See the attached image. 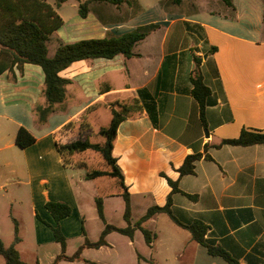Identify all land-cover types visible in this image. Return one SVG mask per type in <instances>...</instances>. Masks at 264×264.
<instances>
[{
    "label": "crops",
    "instance_id": "obj_1",
    "mask_svg": "<svg viewBox=\"0 0 264 264\" xmlns=\"http://www.w3.org/2000/svg\"><path fill=\"white\" fill-rule=\"evenodd\" d=\"M231 2L165 0L135 11L91 4L87 18L74 19L80 29L63 32L65 21L51 37L75 42L148 25L157 28L136 43L131 58L83 60L60 72L71 83L64 102L45 122L35 112L37 104H47L42 69L25 64L23 73L14 68L0 75V202L17 223L19 241L13 244L20 253L25 223L20 188L28 187L35 251L28 259L21 254L25 262L50 264L61 253L49 226L56 222L47 202L71 208L59 222L69 257L86 240L100 239L105 224L96 198L102 200L108 224L115 211L123 212L124 219L120 181L109 176L88 180L86 170L65 167L55 143V133L73 122L75 135H90L91 142L102 144L93 123L108 115L110 123V104L118 102L138 108L120 124L113 149L130 197L132 225L150 207L166 204L171 187L163 172L178 180L182 193L172 195V210L181 221L204 223L205 239L239 264H264V145L217 147L243 129L264 132V0ZM122 10L127 11L124 16ZM55 49L49 47L50 55ZM195 57L211 90L204 121L191 92ZM21 127L35 137L26 148L15 142ZM189 154L202 158L194 174L180 177L177 169ZM102 178L106 181L98 183ZM142 225L155 235L151 246L139 229L132 238L111 232L105 245L84 248L81 260L59 264H229L210 255L167 214H156ZM125 227L126 221L119 228ZM0 264H5L1 255Z\"/></svg>",
    "mask_w": 264,
    "mask_h": 264
},
{
    "label": "trees",
    "instance_id": "obj_2",
    "mask_svg": "<svg viewBox=\"0 0 264 264\" xmlns=\"http://www.w3.org/2000/svg\"><path fill=\"white\" fill-rule=\"evenodd\" d=\"M68 0H56L55 6L59 8L61 4ZM78 2V15L85 19L90 12V5L102 3L113 6L123 5L126 0H75ZM227 5H232L231 0H222ZM174 4H181L183 0H173ZM51 5L47 0H0V75L6 71L11 72L17 68L19 73H23L25 64L39 66L44 74V87L42 95L47 104H37L35 112L38 114L40 122H45L47 117L56 111V105H60L66 98V88L71 83L70 80L61 77L59 74L69 68L73 63L83 60H94L99 58L113 59L116 56L123 55L131 58L134 46L143 40L151 31L157 28V25H148L122 34H111L103 38L82 39L75 42L58 41L53 55H50L49 44L52 41V35L62 28L65 24L57 8ZM264 20V14H263ZM215 49V48H214ZM196 68L192 72L191 82L193 85L192 96L197 101L202 121L207 108V100L211 94L210 88L205 84L200 73V60L195 57ZM112 119L108 126L99 127L96 136L102 139V144L93 143L90 135L84 137L77 136L74 133V123L70 122L55 133L56 148L62 156L64 166L73 169L86 170V179H94L102 176L117 178L120 181L124 193L122 197L125 201L124 219L127 227L119 228L106 222L103 213L102 200L96 198V205L99 217L104 221L105 228L102 231L100 239L91 243L88 240L78 248L73 256L65 255L66 239L59 226L61 219L71 214V208L63 202H47L45 207L52 215L56 226L49 225L53 231L56 242L61 246V253L56 257L53 263L57 264L62 260L78 261L81 260V252L84 248H99L105 245V237L111 232H118L130 238L134 231H142L147 245L151 246L155 235L148 231L142 225L156 214H167L170 219L178 226L188 230L192 239L203 245L207 252L212 256H219L229 264H239L222 247L215 246L205 239L207 226L201 221L194 220L191 223L181 221L172 210V195L182 193L179 188L178 180H172L163 172L160 173L171 187V193L167 202L163 206L154 205L150 207L146 214L141 217L134 225L131 223L130 197L127 187L124 184V175L117 164V157L113 154L116 142L117 131L120 124L135 113L138 108L136 103L120 104L114 102L110 104ZM83 129V128H82ZM15 142L17 146L26 148L35 142V137L25 128H20L16 134ZM224 145L231 146H252L264 145V132L255 129H243L240 135L234 139H225L217 147ZM88 151L97 153L103 161L104 168H89L87 163L79 161L76 156ZM202 158V154H189L185 157L182 165L177 169L180 177L194 174L195 164ZM196 199V196L185 194ZM16 234H18L17 223L15 225ZM19 241L18 235L14 240ZM0 255L5 264H30L25 262L15 245L5 246L0 239ZM39 264V263H34Z\"/></svg>",
    "mask_w": 264,
    "mask_h": 264
},
{
    "label": "rangeland",
    "instance_id": "obj_3",
    "mask_svg": "<svg viewBox=\"0 0 264 264\" xmlns=\"http://www.w3.org/2000/svg\"><path fill=\"white\" fill-rule=\"evenodd\" d=\"M51 5L55 6L56 0H47ZM165 0H126V2L123 4L124 7L122 9H131L130 11H135V10H144L152 5L155 4H162L164 3ZM56 7V6H55ZM57 8V7H56ZM114 9V8H113ZM126 10H122V16H124L123 11L125 12ZM58 13L60 16L66 21V25L62 28V31L64 32L66 29H71V27L76 26L74 19L78 17V2L75 0H68L67 2L61 4L59 8H57ZM114 11V10H113ZM127 12V11H126ZM115 15L121 13L120 12H113ZM78 27H74L73 30H78L81 28L80 25H77ZM58 35L52 38L51 44L49 47L51 50H53L54 47L57 46L58 44ZM64 40V39H63ZM110 115L105 116L102 121L99 123H93L95 128H99L101 126H106L109 123L110 120ZM100 138V137H97ZM102 140V139H101ZM76 159L79 161H83L84 163H90L92 168H104V164L101 163V157L91 151L88 153L80 154L76 156ZM106 179H99L98 183H104ZM20 210L24 211V220L25 223L20 230V237L23 238V242L20 244V254L23 255L24 258L28 259L31 253H34L35 247H32L33 245V230H32V220L30 216V196H29V191L28 187L22 186L20 188ZM125 202V201H124ZM9 209H7L1 202H0V239L3 241L5 246H11L16 238V231H15V225L16 221L11 220ZM109 223L115 226H124L125 221L123 219V212L118 213V211H115L111 217H109ZM18 249L17 247H15ZM62 261H67V260H62ZM54 261H52L53 263ZM61 262V261H60ZM58 262L57 264H59ZM74 262V261H70ZM51 264V263H50Z\"/></svg>",
    "mask_w": 264,
    "mask_h": 264
},
{
    "label": "water",
    "instance_id": "obj_4",
    "mask_svg": "<svg viewBox=\"0 0 264 264\" xmlns=\"http://www.w3.org/2000/svg\"><path fill=\"white\" fill-rule=\"evenodd\" d=\"M206 135H208V134L206 133Z\"/></svg>",
    "mask_w": 264,
    "mask_h": 264
}]
</instances>
